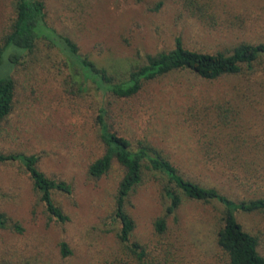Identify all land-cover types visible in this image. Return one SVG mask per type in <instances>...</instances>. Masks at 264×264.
<instances>
[{"label":"rangeland","instance_id":"rangeland-1","mask_svg":"<svg viewBox=\"0 0 264 264\" xmlns=\"http://www.w3.org/2000/svg\"><path fill=\"white\" fill-rule=\"evenodd\" d=\"M44 1L46 23L117 78L145 54L172 49L177 37L186 47L206 52L264 41V0H192L206 3L207 20L191 13L190 0ZM14 15V0H0V38ZM76 69L68 54L43 38L15 67L1 68L14 79L15 97L10 115L0 121V152L38 155V168L67 182L71 191L53 192L68 217L60 222L46 210L23 165L0 162V212L9 219L8 227H0V264H105L120 248L114 212L123 168L113 161L100 177L88 173L89 164L105 151L98 122L102 108L110 130L132 148L153 146L191 180L214 185L234 199L264 190V67L249 80L208 81L177 71L144 82L129 98L105 93L90 80L87 90L78 91L83 77ZM218 111L230 122L227 139L233 136L241 144L237 157L230 152L228 159L213 160L203 154L202 142L212 138L209 126L217 122ZM166 181L144 168L141 183L125 201L135 223L133 238L150 246L158 239L154 219L168 203ZM223 209L219 202L182 195L159 242L172 243L176 260L184 264H219L215 228ZM236 216L259 236L264 254V213ZM62 242L71 250L66 256Z\"/></svg>","mask_w":264,"mask_h":264},{"label":"trees","instance_id":"trees-1","mask_svg":"<svg viewBox=\"0 0 264 264\" xmlns=\"http://www.w3.org/2000/svg\"><path fill=\"white\" fill-rule=\"evenodd\" d=\"M194 4L192 0L188 3L191 13H198L200 19L207 20L210 14L205 13L208 11L206 3L197 1ZM202 6L205 8L202 9ZM14 8L15 15L11 24L0 38V121L10 115L15 97L14 79L10 72L2 73L1 68L15 67L34 50L41 38L69 55L72 65L77 67L83 77L78 91L87 90L86 82L90 80L97 89L117 98H129L141 90L144 82L177 71H188L208 81L223 77L249 80L264 67V41H241L228 50L206 52L186 47L181 38L177 37L172 49L145 54L141 63L134 65L125 76L117 78L106 68L98 67L86 55L80 54L75 42L46 23L44 0H14ZM217 107L221 108L220 105ZM105 114L106 109L102 108L98 115L105 151L89 164L88 173L93 177H100L109 171L113 161H117L123 168L116 187L114 212V219L119 224L115 236L120 248L105 258V264H184L182 260H176V254L171 249L172 243L159 242V238L164 237L167 232V217L179 208L182 195L195 201H216L223 205L222 217L215 228L219 264H264V254L259 250V236L246 230L236 216L237 212L264 213L263 189L255 197L234 199L214 185L191 180L180 172L170 158L153 146L142 144L132 148L127 138L110 130ZM226 117L217 112V122L209 126L213 131L212 138L202 142L203 154L213 160L228 159L230 152L235 153L234 157L242 153L239 150L241 144L233 136L232 140L227 139L225 130L229 129L230 122L224 120ZM203 131L202 134L208 136ZM38 160L36 154L0 152V162L18 161L23 165L51 217L60 222L67 221V215L56 205L52 195L54 191L70 193L71 186L63 180L48 177L38 168ZM144 168L158 172L167 179L164 193L168 203L163 214L157 216L153 222L154 234L158 238L154 246L133 238L135 223L125 210V201L131 191L141 183ZM8 225L6 214L0 212V227L5 228ZM14 228L17 231L22 230L17 224ZM60 245L62 255L71 253L65 242Z\"/></svg>","mask_w":264,"mask_h":264}]
</instances>
